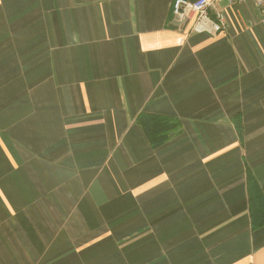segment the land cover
Returning a JSON list of instances; mask_svg holds the SVG:
<instances>
[{"label":"crops","instance_id":"1","mask_svg":"<svg viewBox=\"0 0 264 264\" xmlns=\"http://www.w3.org/2000/svg\"><path fill=\"white\" fill-rule=\"evenodd\" d=\"M174 1L0 0V264H264V15Z\"/></svg>","mask_w":264,"mask_h":264},{"label":"built area","instance_id":"2","mask_svg":"<svg viewBox=\"0 0 264 264\" xmlns=\"http://www.w3.org/2000/svg\"><path fill=\"white\" fill-rule=\"evenodd\" d=\"M227 1L230 5L243 3L245 0H175L173 14L181 27L192 22L190 32L217 35L227 30L228 21L225 12L218 9V2ZM258 10L264 15V0H253Z\"/></svg>","mask_w":264,"mask_h":264},{"label":"trees","instance_id":"3","mask_svg":"<svg viewBox=\"0 0 264 264\" xmlns=\"http://www.w3.org/2000/svg\"><path fill=\"white\" fill-rule=\"evenodd\" d=\"M138 121L143 127L153 149L165 145L181 128L180 121L169 117L142 115ZM247 180L252 225L255 229L262 228L264 227V194L250 172L248 173Z\"/></svg>","mask_w":264,"mask_h":264}]
</instances>
